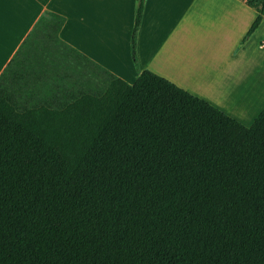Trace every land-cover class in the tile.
Instances as JSON below:
<instances>
[{
  "label": "trees",
  "instance_id": "1",
  "mask_svg": "<svg viewBox=\"0 0 264 264\" xmlns=\"http://www.w3.org/2000/svg\"><path fill=\"white\" fill-rule=\"evenodd\" d=\"M65 22L41 15L0 74V264H264V107L245 125L152 70L129 83Z\"/></svg>",
  "mask_w": 264,
  "mask_h": 264
},
{
  "label": "crops",
  "instance_id": "2",
  "mask_svg": "<svg viewBox=\"0 0 264 264\" xmlns=\"http://www.w3.org/2000/svg\"><path fill=\"white\" fill-rule=\"evenodd\" d=\"M138 0H0V74L46 12L66 18L60 36L134 83L152 70L245 125L264 107V20L247 0H146L132 56ZM235 102V103H233Z\"/></svg>",
  "mask_w": 264,
  "mask_h": 264
},
{
  "label": "bare ground",
  "instance_id": "3",
  "mask_svg": "<svg viewBox=\"0 0 264 264\" xmlns=\"http://www.w3.org/2000/svg\"><path fill=\"white\" fill-rule=\"evenodd\" d=\"M233 103H235V102H233Z\"/></svg>",
  "mask_w": 264,
  "mask_h": 264
},
{
  "label": "built area",
  "instance_id": "4",
  "mask_svg": "<svg viewBox=\"0 0 264 264\" xmlns=\"http://www.w3.org/2000/svg\"><path fill=\"white\" fill-rule=\"evenodd\" d=\"M263 46H264V44H263Z\"/></svg>",
  "mask_w": 264,
  "mask_h": 264
},
{
  "label": "rangeland",
  "instance_id": "5",
  "mask_svg": "<svg viewBox=\"0 0 264 264\" xmlns=\"http://www.w3.org/2000/svg\"><path fill=\"white\" fill-rule=\"evenodd\" d=\"M244 124V123H243Z\"/></svg>",
  "mask_w": 264,
  "mask_h": 264
}]
</instances>
